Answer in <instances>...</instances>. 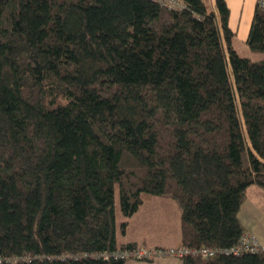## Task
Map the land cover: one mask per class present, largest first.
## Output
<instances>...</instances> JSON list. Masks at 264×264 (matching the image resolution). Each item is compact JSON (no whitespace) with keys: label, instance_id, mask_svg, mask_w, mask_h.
<instances>
[{"label":"trees","instance_id":"trees-1","mask_svg":"<svg viewBox=\"0 0 264 264\" xmlns=\"http://www.w3.org/2000/svg\"><path fill=\"white\" fill-rule=\"evenodd\" d=\"M177 1L0 0V264H124L116 192L122 234L143 194L180 207L179 245L143 247L217 250L146 261L264 264L219 251L264 190V59L225 0ZM245 41L264 52V9Z\"/></svg>","mask_w":264,"mask_h":264},{"label":"crops","instance_id":"crops-1","mask_svg":"<svg viewBox=\"0 0 264 264\" xmlns=\"http://www.w3.org/2000/svg\"><path fill=\"white\" fill-rule=\"evenodd\" d=\"M228 8H229V16H228V25L234 31V36L232 38V46L235 48L238 54L242 56H246L252 60H261L264 59L262 55H257L255 52L252 53V50L246 44V37L249 29V25L251 22V18L253 15V11L256 7L255 0H225ZM207 5L215 10V0H206ZM252 54V55H251ZM263 192L264 190L259 187ZM260 193V191H257ZM254 194L258 196L256 191ZM247 199L244 202V206H242V217L241 220L245 226V230L253 233L259 242L264 247V215L260 216L255 215V208L251 205ZM139 209V208H138ZM158 210L151 209L148 213V216L143 218L144 223H154L160 224L165 221V218L162 217V213H157ZM128 219V224H129ZM256 223V224H255ZM175 224V234H172V239H168L167 236H161L160 238L154 236L145 237L141 236H133L127 237L126 232L123 234L124 236L121 239H118L120 242L132 241L137 245H147V246H172L179 245L181 241V233L178 230V221H174ZM258 224V225H257ZM128 226V225H127ZM180 227V226H179ZM127 230V228H126ZM264 250V249H263ZM125 264V263H124ZM135 264H181V259L176 257H166V258H158L148 260V261H138Z\"/></svg>","mask_w":264,"mask_h":264},{"label":"rangeland","instance_id":"rangeland-1","mask_svg":"<svg viewBox=\"0 0 264 264\" xmlns=\"http://www.w3.org/2000/svg\"><path fill=\"white\" fill-rule=\"evenodd\" d=\"M255 52L257 55H262L264 57V52ZM254 54V53H253ZM252 55V54H251ZM254 191L258 194L255 195ZM257 191H260L257 192ZM248 201L255 208V215H264V192L259 189L258 185H252L247 190ZM244 206V204L242 205ZM243 208V207H242ZM158 210L157 213H162V217L165 221L160 224L154 223H144L143 218L148 216L149 211ZM115 215L117 221V238L121 239L124 235L120 232L119 226L123 219L119 208L118 193H115ZM259 215V216H260ZM240 216L242 217V209L240 210ZM178 221V230L180 232V207L177 201L171 197L169 194L153 195V194H143L142 203L139 209L129 218V224L126 230L127 237L133 236H154L160 238L161 236H167L168 239H172V234H175V224L174 221ZM243 219V217H242ZM256 224V223H255ZM258 225V224H257ZM147 246V245H143ZM157 260V258H155ZM138 261H145L141 259H131L127 258L125 264H135Z\"/></svg>","mask_w":264,"mask_h":264},{"label":"built area","instance_id":"built-area-1","mask_svg":"<svg viewBox=\"0 0 264 264\" xmlns=\"http://www.w3.org/2000/svg\"><path fill=\"white\" fill-rule=\"evenodd\" d=\"M161 4L167 6L168 8H179L181 3L177 0H157ZM255 5L259 9H264V0H255ZM264 247L257 241L256 237L252 233L244 232L237 243L232 245L229 248H221L220 252L226 254H240L246 251H259L263 250ZM217 250L209 249V248H200V249H191L187 247H178L173 248L169 247L166 249L161 248H148V247H136L128 250H124L123 252H118L117 255L122 258H131V259H148L153 257H164V256H177L181 257L187 254H200L203 256H211L214 255Z\"/></svg>","mask_w":264,"mask_h":264}]
</instances>
